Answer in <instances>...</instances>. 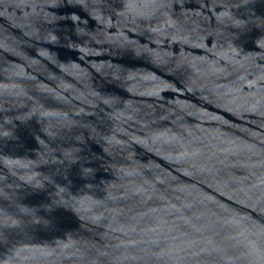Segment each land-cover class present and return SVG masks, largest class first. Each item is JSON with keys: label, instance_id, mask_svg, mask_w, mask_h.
I'll list each match as a JSON object with an SVG mask.
<instances>
[{"label": "water", "instance_id": "obj_1", "mask_svg": "<svg viewBox=\"0 0 264 264\" xmlns=\"http://www.w3.org/2000/svg\"><path fill=\"white\" fill-rule=\"evenodd\" d=\"M0 264H264V0H0Z\"/></svg>", "mask_w": 264, "mask_h": 264}]
</instances>
